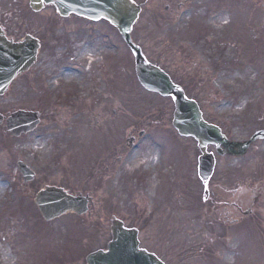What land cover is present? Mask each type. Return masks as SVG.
I'll list each match as a JSON object with an SVG mask.
<instances>
[{"label": "rangeland", "instance_id": "obj_1", "mask_svg": "<svg viewBox=\"0 0 264 264\" xmlns=\"http://www.w3.org/2000/svg\"><path fill=\"white\" fill-rule=\"evenodd\" d=\"M200 1L194 0L197 7ZM26 2L0 0L11 13L1 19L21 21L18 36L30 32L45 42L49 33L69 32V39H84L85 53L81 66L65 49L42 57L41 67L0 98L4 117L18 110L41 117V126L20 138L8 135L4 122L0 126V264L1 251L10 257L5 264H84L89 252L110 240L111 213L140 229L144 248L168 251L169 264H264V141L239 160L218 158L214 180L202 187L189 156L192 143L172 133L171 102L143 91L130 52L113 30L103 22L80 27L74 18L55 30L62 20L54 12L30 17ZM219 6L227 12L212 17L209 39L195 43L204 46L199 51L180 36L195 28L197 13L189 23L176 22L180 17L173 14L170 30L162 22L165 13L152 14L153 22L145 13L132 38L201 105L207 120L223 123L233 142L244 143L264 130V0ZM225 32L229 41L221 39ZM142 129L159 134L113 166L118 149L127 151V140ZM18 161L35 173L33 182H22ZM48 186L90 196L91 213L46 223L34 197Z\"/></svg>", "mask_w": 264, "mask_h": 264}, {"label": "water", "instance_id": "obj_2", "mask_svg": "<svg viewBox=\"0 0 264 264\" xmlns=\"http://www.w3.org/2000/svg\"><path fill=\"white\" fill-rule=\"evenodd\" d=\"M43 4H53L58 13L66 17L69 14L84 17L93 21L105 20L121 34L123 40L135 55L136 74L140 84L149 91L158 92L162 96L175 99V115L173 125L181 136L194 138L202 152L199 161V177L206 183L213 171V158L205 152L206 146L213 144L219 147L226 145L220 131L205 124L201 119L197 106L186 101L183 94L174 88L167 77L160 71L147 66L139 49L130 42V32L135 23L139 8L130 0H31V7L38 11ZM35 50L32 45L11 47L0 45V96L18 75L24 73L32 63ZM2 117L0 116V124ZM38 120L35 114L16 112L7 120L8 131L13 136L26 134L35 129ZM260 136V134L253 137ZM249 144V143H248ZM248 144L242 146L243 151ZM18 168L26 182L32 181L33 174L21 163ZM35 203L45 220L53 219L66 211L82 214L86 211V201L66 196L62 191L47 188L41 192ZM87 264H160L152 256L138 250L136 233L122 229L119 222L112 226V241L107 252H97L87 258Z\"/></svg>", "mask_w": 264, "mask_h": 264}, {"label": "flooded vegetation", "instance_id": "obj_3", "mask_svg": "<svg viewBox=\"0 0 264 264\" xmlns=\"http://www.w3.org/2000/svg\"><path fill=\"white\" fill-rule=\"evenodd\" d=\"M204 2V6L203 8L205 10H209V11H214L218 6V0H202ZM226 2L227 0H220V2ZM135 4H137L138 6L141 7V12L142 13H147L149 15L155 14V13H165V17L162 19V22L164 24V26H168L171 21H172V15L175 14L178 15L179 13H185L188 11H191L194 8V0H134ZM153 17V15H152ZM170 17V19L168 20V18ZM167 18V19H166ZM154 21V17L152 22ZM151 22V23H152ZM193 23L196 25L195 28L198 26V31L203 33V36L200 38H197L196 35L194 36V40L198 39L199 41L207 38L208 35L211 34L209 30V27H206L205 21L202 22V20L199 18L197 21H193ZM195 28L192 27V30L190 31V33L193 35L195 33ZM168 29L170 30V27L168 26ZM171 36H166L163 38V40L165 41H170L176 34L170 33ZM0 37H5L8 41H14V42H18L20 41L22 38L25 37V34H21L20 37H18V32L14 31V35H11L10 33V28L7 25L6 22V27L0 23ZM57 39V36H53V40L52 39H48L49 40V45H47V42H44L42 39L38 38L39 41V52L42 53L43 57H49L50 51H51V56H54L58 50L57 48H54V43ZM59 41H61V43L63 44L64 42H67L68 44L70 43V39L66 37H61L59 39ZM52 45V48H51ZM196 46V50L199 51V45L195 44ZM71 47L73 48V44H71ZM189 56H191L192 58H195V53L192 52H187ZM40 57L37 60V64L39 63ZM152 64L157 65L155 61H151ZM41 65V62H40ZM40 114V113H39ZM145 136V135H144ZM120 152V149H118V153ZM190 157L192 158V164L194 165L196 160L198 159L199 155L197 153L196 150H193L192 153H190ZM114 157V156H113ZM115 160V159H114ZM112 161V159H111ZM120 161V157L119 155L116 156V160L113 162V166H115L116 162ZM166 243H168V240H166ZM163 241V249L165 247V244ZM152 253V252H151ZM157 255V254H156ZM157 257L164 263V264H169L170 261V257L168 254V251L161 252V255H157Z\"/></svg>", "mask_w": 264, "mask_h": 264}, {"label": "bare ground", "instance_id": "obj_4", "mask_svg": "<svg viewBox=\"0 0 264 264\" xmlns=\"http://www.w3.org/2000/svg\"><path fill=\"white\" fill-rule=\"evenodd\" d=\"M221 17H222V15H220V17H219L218 19L220 20ZM91 62L93 63L94 60H92ZM63 78H64L65 81L68 82V80L71 78V75H70L68 72H66V73L64 74ZM135 153H136V152H135ZM133 156H134V155H133ZM2 250H3V249H2ZM1 253H2L3 261H4L3 264H5L6 261H9V258H10V257L8 256L7 252L5 253L4 251H1Z\"/></svg>", "mask_w": 264, "mask_h": 264}, {"label": "snow or ice", "instance_id": "obj_5", "mask_svg": "<svg viewBox=\"0 0 264 264\" xmlns=\"http://www.w3.org/2000/svg\"><path fill=\"white\" fill-rule=\"evenodd\" d=\"M41 2H42V0H41ZM133 2H134V0H133Z\"/></svg>", "mask_w": 264, "mask_h": 264}]
</instances>
